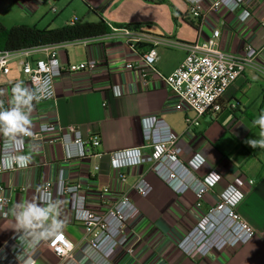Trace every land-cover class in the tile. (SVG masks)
<instances>
[{
    "label": "crops",
    "instance_id": "crops-1",
    "mask_svg": "<svg viewBox=\"0 0 264 264\" xmlns=\"http://www.w3.org/2000/svg\"><path fill=\"white\" fill-rule=\"evenodd\" d=\"M2 1V0H0ZM38 26L59 27L74 19L93 22L102 17L110 31L100 37L57 45L55 51L62 73L56 78V96L52 100L33 101L30 113L32 136L18 144L29 157V167L7 174L5 182L10 194V216L0 219V246L17 230L12 210L18 202H38L40 189L47 180L55 181L59 171L71 182H81L88 204L100 209L98 195L102 187L111 184L115 199L128 190L138 206L127 230L135 243V254L122 249L112 254L113 264H264V148H252L247 141L259 139V126L253 120L264 112V53L255 67H248L224 92L222 109L217 115L197 113L188 107L176 108L177 97L165 77L183 61L186 51L181 47L157 46L158 59L145 84L138 71L124 67L136 61L149 46L134 45L128 37L113 34L115 24L137 23L140 28L157 35H168L182 42H193L211 35L220 28V47L230 53L241 54L245 44L261 47L264 44V0H257L252 10L235 13L221 8L212 13L201 26L191 17L186 0H12ZM212 0H205L207 7ZM57 7V12L52 7ZM50 11V13H48ZM54 12L51 13V12ZM40 27V26H39ZM42 48L22 51L10 58L9 72H0V99L8 108L12 89L25 81L22 62L45 58ZM91 58L98 61L94 71L72 73L69 64ZM158 114L181 136L182 157L202 161L199 175L210 184L203 210L217 200L218 193L234 183L245 196L239 211L256 229L246 244L225 247L205 258L190 257L179 242L196 224L202 211L195 207L193 192L175 193L152 171L150 163L125 169L126 181L118 180V173L106 153L144 144L141 118ZM188 120H197V124ZM55 122L61 126L77 125L84 136L98 135L101 144L92 156L67 161L60 142H49L56 130L40 133L41 123ZM39 132V133H37ZM37 133L36 135H33ZM3 137L0 136V140ZM101 153L102 155H96ZM144 175L152 184L151 192L142 197L133 188ZM59 202V219L65 232L75 244L83 240L84 226L74 220L70 198L54 194ZM37 264H60V259L44 246Z\"/></svg>",
    "mask_w": 264,
    "mask_h": 264
},
{
    "label": "built area",
    "instance_id": "built-area-1",
    "mask_svg": "<svg viewBox=\"0 0 264 264\" xmlns=\"http://www.w3.org/2000/svg\"><path fill=\"white\" fill-rule=\"evenodd\" d=\"M191 17L203 26L208 17L225 8L231 13L238 10H252L257 0H212L206 7L205 0H186ZM57 12L55 6L52 7ZM264 27V19L260 20ZM113 34L128 37L134 45L145 43L149 46L136 61H127L124 67L138 71L148 83L147 77L154 70L158 59L157 46L181 47L186 55L180 65L165 77L174 90L176 108L193 109L197 116L217 115L222 109L221 98L226 89L248 68L257 66V59L264 53V44L255 47L245 44L241 54L223 50L219 44L220 28H214L211 35L193 42H182L168 35H157L146 28L129 26H112ZM57 45L42 46L47 55L22 62L24 79L32 86L37 101L52 100L56 96L55 81L61 75L63 67L57 58ZM35 49V48H34ZM32 50V49H28ZM27 51V50H22ZM22 51H0V72L8 73L10 58ZM98 61L91 58L69 64L66 69L72 73L94 71ZM0 101H4L0 99ZM197 124V120H188ZM144 144L138 147H127L106 153L112 168L117 171L118 180L126 181V168L137 167L144 162L150 163L152 171L165 182L175 193L193 192L195 207L202 211L201 217L179 242V248L190 257L205 258L214 251L225 247H235L248 243L256 234L254 226L239 211V205L245 193L236 184H228L218 193L217 200L203 210L210 184L199 175L203 163L197 158L184 159L181 136L170 124L158 114L145 115L141 118ZM56 130L57 135L49 142H60L64 159L67 161L83 160L93 155L94 148L101 144L98 135L84 136L77 125L61 126L55 122L41 123L40 133ZM39 133V132H37ZM34 133L33 135H36ZM4 138L0 140V157L4 155ZM14 155L27 156L19 145L13 149ZM96 155H102L101 153ZM29 167L14 165L11 168L0 166V219L10 216V194L5 182L7 174L15 173ZM134 190L142 197L147 196L153 186L144 176H140L133 185ZM111 184L102 187L99 199L103 208L93 209L88 204L87 193L81 182H71L63 170L58 178L47 180L39 193V200L55 193L70 198V207L74 220L84 226L85 234L79 244L72 242L65 232L62 223L60 231L53 237L41 239L35 247H30L20 239L21 232L15 231L0 246V264H37L44 246L60 259V264H113L112 254L122 249L129 255L135 254L136 241L127 226L138 212V206L130 192L124 190L111 198Z\"/></svg>",
    "mask_w": 264,
    "mask_h": 264
},
{
    "label": "clouds",
    "instance_id": "clouds-1",
    "mask_svg": "<svg viewBox=\"0 0 264 264\" xmlns=\"http://www.w3.org/2000/svg\"><path fill=\"white\" fill-rule=\"evenodd\" d=\"M36 94L23 82L17 83L12 89V101L5 108L0 101V136L4 138V155L0 157V166L11 168L21 167L29 163V157L14 155L16 145L23 143L24 137L32 136V120L30 113ZM253 125L259 126V139H249L247 143L252 148H264V112L253 120ZM17 223V231L21 232L20 239L30 247H35L41 239L55 236L62 227L59 217V202L49 194L38 202H18L12 210Z\"/></svg>",
    "mask_w": 264,
    "mask_h": 264
},
{
    "label": "trees",
    "instance_id": "trees-1",
    "mask_svg": "<svg viewBox=\"0 0 264 264\" xmlns=\"http://www.w3.org/2000/svg\"><path fill=\"white\" fill-rule=\"evenodd\" d=\"M138 28L137 23L115 24ZM110 31V26L100 17L93 22L74 19L59 27H39L36 24L19 23L11 26L0 20V51L17 52L47 45H60L100 37Z\"/></svg>",
    "mask_w": 264,
    "mask_h": 264
},
{
    "label": "rangeland",
    "instance_id": "rangeland-1",
    "mask_svg": "<svg viewBox=\"0 0 264 264\" xmlns=\"http://www.w3.org/2000/svg\"><path fill=\"white\" fill-rule=\"evenodd\" d=\"M57 8V7H56ZM50 13V11H48ZM51 13L54 14L52 11ZM0 20L7 26L14 24L25 23L34 24L28 14H26L16 3L12 0L0 1ZM38 26H45L42 21L37 23ZM17 54V53H16Z\"/></svg>",
    "mask_w": 264,
    "mask_h": 264
}]
</instances>
